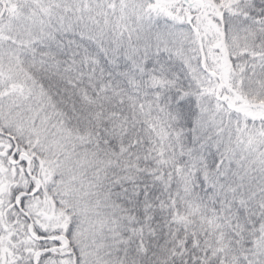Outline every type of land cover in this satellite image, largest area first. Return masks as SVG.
I'll return each instance as SVG.
<instances>
[{"label":"snow or ice","instance_id":"obj_1","mask_svg":"<svg viewBox=\"0 0 264 264\" xmlns=\"http://www.w3.org/2000/svg\"><path fill=\"white\" fill-rule=\"evenodd\" d=\"M0 264H264V0H0Z\"/></svg>","mask_w":264,"mask_h":264}]
</instances>
